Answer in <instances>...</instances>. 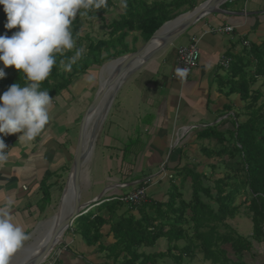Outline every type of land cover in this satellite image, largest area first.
<instances>
[{
	"label": "crops",
	"instance_id": "obj_1",
	"mask_svg": "<svg viewBox=\"0 0 264 264\" xmlns=\"http://www.w3.org/2000/svg\"><path fill=\"white\" fill-rule=\"evenodd\" d=\"M226 2L220 6L222 12L199 19L121 83L84 162L80 203L88 206L82 211L95 209L101 201L124 194L140 183L147 186L148 200H166L173 179L159 175L164 161L168 172L175 177L174 184L181 186L183 198H190L189 179L182 180L176 171L185 165H196L199 169L208 163L210 159L203 157L201 147L214 146V142L198 139V132L231 119L234 108L225 111L227 105H242L238 94H225L227 86L223 80L228 68L220 60L222 57L232 60L243 47L264 40V0ZM228 25L233 27L231 32L211 31ZM192 36L200 38V59L184 82L176 76L175 52L176 47L188 43ZM92 67L73 78L67 89L51 97L50 120L44 130L32 142L16 140L7 153L8 161L0 166V205L12 200L14 221L30 239L56 213L59 203L55 205V199L67 180L80 120L95 96L91 91L93 82L86 83L88 76L94 79L96 74ZM176 140L178 144L171 148ZM130 205L126 203L125 207ZM235 222L236 218L229 219V223ZM233 228L237 231V227ZM68 229L62 248L54 255L55 264H105L103 252L94 251L93 246L86 245L78 234ZM103 229L107 233L109 225ZM251 234L252 231L248 237ZM103 239L112 238L105 234ZM252 243L251 250L244 252V262L264 263V241ZM161 244H166V249L167 242ZM155 245L143 247L142 251L165 250ZM248 254L259 260H248Z\"/></svg>",
	"mask_w": 264,
	"mask_h": 264
},
{
	"label": "trees",
	"instance_id": "obj_2",
	"mask_svg": "<svg viewBox=\"0 0 264 264\" xmlns=\"http://www.w3.org/2000/svg\"><path fill=\"white\" fill-rule=\"evenodd\" d=\"M109 5L110 0L108 7L78 15L73 21L76 42L82 17L101 20L102 36L89 39L86 54L71 71H64L59 65L61 57H57V64L40 86L48 90L50 97L67 89L73 78L90 67L135 51L139 38L147 41L164 22L195 7L197 0H128L127 10H119L118 17L112 20L105 17ZM5 22L0 5V35L11 36L17 29H5ZM131 34L128 42L126 38ZM73 54L74 50L68 51L64 58ZM5 72L6 77L0 79V94L14 82L27 83L13 67ZM223 82L227 86L225 94H238L242 105H227L225 111L234 108L231 119L198 132V139L214 142V146L201 147L203 157L210 159L206 163L209 171H201L196 165H185L176 171L182 180L189 179V199H184L181 186L172 182L164 201L149 199L139 206L130 205V209L124 201L110 197L73 221L70 229L94 251L103 252L105 264H155L165 256L177 264H188L197 250L211 264H246L244 252L251 250L253 241H264V40L232 56ZM258 82L261 88L254 87ZM227 123L228 127L220 129ZM239 196L243 198L237 203ZM242 204H246L252 220L249 237L239 235L227 221L238 215ZM106 224L109 229L104 233ZM105 234L112 239L105 241ZM160 238L167 240L164 251H142ZM181 240L184 243L178 244ZM227 245L235 260L230 258Z\"/></svg>",
	"mask_w": 264,
	"mask_h": 264
},
{
	"label": "clouds",
	"instance_id": "obj_3",
	"mask_svg": "<svg viewBox=\"0 0 264 264\" xmlns=\"http://www.w3.org/2000/svg\"><path fill=\"white\" fill-rule=\"evenodd\" d=\"M6 15L5 29L16 28L11 36L0 35V79L9 66L23 74L26 84L12 83L0 94V166L9 157L3 136L18 134L17 141L35 140L49 123L53 98L41 83L50 75L57 57L64 71H71L85 54V47H76L72 24L78 15L108 7V0H0ZM126 11L128 0H118ZM74 50L71 57L64 58ZM211 68V65H208ZM188 68H176V76L186 79ZM88 76L86 83H92ZM13 202L0 205V264H10L11 256L30 239L14 221Z\"/></svg>",
	"mask_w": 264,
	"mask_h": 264
},
{
	"label": "water",
	"instance_id": "obj_4",
	"mask_svg": "<svg viewBox=\"0 0 264 264\" xmlns=\"http://www.w3.org/2000/svg\"><path fill=\"white\" fill-rule=\"evenodd\" d=\"M227 0H205L199 5L177 15L171 20L164 22L151 36L145 41L139 48L131 53L124 54L115 58L116 65L112 69L110 75L106 76L105 83L103 87L97 89L94 98L86 108L82 119L80 120L78 139L76 144V149L73 155V160L68 172L67 180L63 187L60 201L56 210V215L64 212L66 193L68 191V186L71 184L72 187V205L66 215L62 217L58 225L54 229L52 235L49 237L48 241L44 244L42 249L34 255L26 263H16V264H41L46 260L50 255L52 250L55 248L54 243L56 237L62 232L65 231L72 225L76 217H78L84 207L80 203V191H81V173L82 166L86 161L87 157L91 153L96 136L98 134L99 128L108 112L114 95L121 83L134 71L139 69L145 62H147L154 54L158 51L171 44L174 39H176L180 34L184 33L187 29L193 26L199 19L210 13H219L222 12L221 5L224 4ZM180 17H184L182 21L165 31L164 33H159V31L167 24L175 22ZM160 39V42L152 46L154 39ZM113 61V60H112ZM100 86V85H99ZM111 88V89H110ZM108 89L110 90L107 96L104 99L105 94ZM104 99L102 105L100 106L102 100ZM100 106V107H99ZM98 113L93 120L89 136L86 142H84V134L86 129V123L92 112L98 109ZM63 238L60 240V243H63ZM57 244V245H58ZM56 245V246H57ZM15 264V263H13Z\"/></svg>",
	"mask_w": 264,
	"mask_h": 264
},
{
	"label": "rangeland",
	"instance_id": "obj_5",
	"mask_svg": "<svg viewBox=\"0 0 264 264\" xmlns=\"http://www.w3.org/2000/svg\"><path fill=\"white\" fill-rule=\"evenodd\" d=\"M203 1H205V0H197V5H199L200 3H202ZM228 3H230V2H232V1H227ZM226 2V3H227ZM118 10H120V8H119V6H118V0H110V5H109V8H108V10H107V12H106V14H105V17L108 19V20H112V19H114V18H117L118 17V13H117V11ZM81 22H82V26H81V28H80V30H79V32H78V42H76V43H78V46L79 47H86V45L88 44V42H89V39H98L99 37H101L102 36V31H101V29H102V24H101V20H99L98 18H95V16H91V17H82L81 18ZM132 36H133V34H131V35H129L126 39H127V41L128 42H131V39H132ZM144 42H143V40L142 39H138V41L136 42V47L137 48H139L142 44H143ZM112 60H114V59H111V60H108V61H106L105 63H103L101 66H97V65H95V66H93L92 68H95V71H96V74H95V76H94V79H93V84H92V88H91V91H93V93L92 94H95L96 93V91H97V89H98V87H100L99 85L101 84V81H100V78H101V76H102V67L106 64V63H108V62H110V61H112ZM110 65V63L108 64V66ZM107 66V67H108ZM102 69V70H101ZM83 75V73L82 74H80V75H77V77H80V76H82ZM255 88H261V86H260V82H258V83H256L255 84V86H254ZM95 112V111H94ZM93 112V113H94ZM83 117V116H82ZM207 163V162H206ZM206 163L203 165V163H201L200 164V166L201 165H203V166H201V168H199V169H201V170H206L207 168V165H206ZM86 165V163H84L83 164V166H82V171H83V167ZM209 169V168H208ZM175 178V177H174ZM174 178H173V183H175V181H174ZM66 179H67V177H66ZM170 180H168V182H169ZM65 182V181H64ZM59 194H61L60 192H59ZM59 194L56 196V198L57 199H55V205L56 204H58L59 203ZM149 194V193H148ZM59 196V197H58ZM243 198V196H239L238 198H237V200H236V202L237 203H239V201L241 200ZM58 207V206H57ZM56 207V208H57ZM52 213H53V211H51V213L49 214V215H52ZM250 214H249V212H248V210H247V206H246V204H242L241 205V207L239 208V213H238V215H236L234 218H236V222L235 223H229V219H227V221H228V223L232 226H234L235 228L237 227V231L239 232V234L240 235H242V236H244V237H248V235H249V232H251L252 231V220H251V218H250V216H249ZM45 225H43L42 226V228L40 229V231L36 234V235H34V237L32 238V239H30L29 241H26V242H24V244H23V246H25V245H28V244H32V243H34L35 241H36V239L39 237V235L40 234H42V232H44V228H46L45 226L47 225V223L45 222L44 223ZM232 226V227H233ZM69 231V229H67L66 231H65V233H64V235H63V241L66 239V233ZM236 231V232H237ZM237 232V233H238ZM167 242V240H163L162 239V241L159 239L158 240V242L156 243V245H155V248H158V247H160V245H161V248H164L165 249V245L164 244H161V243H166ZM184 243V240H181V241H179V243L178 244H183ZM63 243H60V244H58L53 250H52V252L50 253V258L49 259H51L57 252H58V249H61L62 248V245ZM226 248L228 249V252H229V256H230V258L231 259H234L235 260V256L232 254V252H231V250H230V246L229 245H227L226 246ZM30 250V247L27 249V251L26 252H28ZM256 253V252H255ZM19 256H21V254L19 255ZM247 259L249 260L250 258H252L253 260H259L257 257H255V255L253 256V255H251V254H248L247 256ZM16 258H18V256L17 255H12L11 256V258H10V264H13V262H15V260H16ZM186 261H189V259L187 258V256H186ZM190 262V261H189ZM187 262H182V263H180V264H186ZM254 263H256V262H254ZM155 264H177V263H175V262H173V260L170 258V257H168V256H165V257H163L162 259H158L157 261H156V263ZM190 264H191V262H190ZM192 264H211V262L210 261H208V260H206V259H204V257H203V255H202V253H201V251L200 250H197L196 251V255H194V257L192 258ZM256 264H264L263 262H261L260 260H259V262L258 263H256Z\"/></svg>",
	"mask_w": 264,
	"mask_h": 264
},
{
	"label": "built area",
	"instance_id": "obj_6",
	"mask_svg": "<svg viewBox=\"0 0 264 264\" xmlns=\"http://www.w3.org/2000/svg\"><path fill=\"white\" fill-rule=\"evenodd\" d=\"M228 1H232V0H228ZM232 30H233V27L230 25L224 26V27H214L211 29L212 32H231ZM199 40L200 38L198 36H192L188 43L181 44L178 47H176L175 53H176V62L178 64V67L189 69L187 78L181 79L184 82L190 78L192 72L198 66V62L200 59ZM230 62H231L230 57H222L220 60V64L226 69L229 67ZM17 137H18V134H11L7 136H3V140L5 144L9 147V149L6 150L7 153L9 152L12 145L17 140ZM177 144H178V141L177 140L174 141L171 144V148L175 147ZM159 175L161 177H167L168 179H173L172 173L168 172L166 161L161 163L160 169H159ZM114 198L124 201L125 203L139 206L148 200L147 186L140 183L136 185L134 188L127 191L126 193L117 195ZM84 212L85 210L82 211L81 213H84ZM69 228H71V226ZM49 258H50V255L41 264H55L56 260L54 259V256L51 259Z\"/></svg>",
	"mask_w": 264,
	"mask_h": 264
},
{
	"label": "bare ground",
	"instance_id": "obj_7",
	"mask_svg": "<svg viewBox=\"0 0 264 264\" xmlns=\"http://www.w3.org/2000/svg\"><path fill=\"white\" fill-rule=\"evenodd\" d=\"M183 18L184 17H180L175 22L169 23V24L165 25L159 31V33L160 34L161 33H164L165 31L169 30L173 26L179 24L182 21ZM159 42H160V39H158V38L154 39L153 42H152V46L153 45H156ZM109 63H110V65L106 68V65L109 64ZM115 65H116V61L113 60V61H110V62L106 63L102 67L103 71H102V76L100 78L101 84H100V87L99 88L103 87V85L105 83V80H106V76L108 74L110 75V73L112 72V69L114 68ZM105 68H106V70H105ZM109 91L110 90L108 89L107 93L104 96V99L107 96V94L109 93ZM104 99L102 100L100 106L102 105ZM99 107H98V109L94 113L93 112L91 113V115H90V117H89V119H88V121L86 123V129H85L86 131H85V134H84V142H86L87 139H88L91 124H92L93 120L95 119V117H96V115L98 113V110L100 109ZM71 184H72V182L68 186V191L66 193L67 194L66 195V200H64L65 201V205H64L65 206V208H64L65 211L62 212V213H60V214H58V215H56V213H55L53 215V217L51 219H49V221H47L48 223L46 225V228H45L44 232L39 235V237L36 239V241L34 243L28 244V245H25V246H22L16 253H14V255H17L18 258H16L15 262H13V263H15V264L16 263H20V262L21 263H26L25 261H29L34 255H36L42 249V247L44 246V244L46 243V241H48L49 237L52 235V233H53L54 229L56 228V226L58 225L59 221L62 219V217H64L66 215V212L69 211V209H70V207L72 205V197H73V195H72V187H71ZM63 235H64V231H62L56 237V240H55V243H54V246L55 247L60 242V240L63 238ZM29 247H30V250L28 252H26ZM20 254H21V256H19Z\"/></svg>",
	"mask_w": 264,
	"mask_h": 264
}]
</instances>
